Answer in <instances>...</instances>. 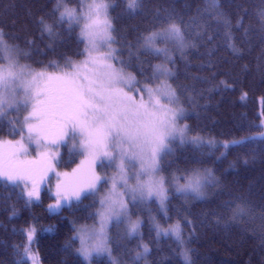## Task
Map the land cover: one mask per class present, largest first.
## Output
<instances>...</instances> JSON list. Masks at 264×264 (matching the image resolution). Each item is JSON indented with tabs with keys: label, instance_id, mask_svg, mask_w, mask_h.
I'll return each mask as SVG.
<instances>
[{
	"label": "trees",
	"instance_id": "1",
	"mask_svg": "<svg viewBox=\"0 0 264 264\" xmlns=\"http://www.w3.org/2000/svg\"><path fill=\"white\" fill-rule=\"evenodd\" d=\"M69 6L79 7L74 2ZM54 7L55 0H0V29L5 39L29 53L19 58L21 64L37 70L47 66V71L56 72L59 69L50 66V61L63 69L66 57L84 58L78 54L84 48V41L77 39L78 27L69 31L66 24L59 25L60 35L54 37L42 33L41 17L56 25ZM261 10L264 0H141L135 13L127 9L125 0H116L110 8L119 41L114 45L117 55L137 81L150 78L153 66L162 60L143 50L137 56L141 34L169 14L183 24L186 40L195 46L174 58L170 68L175 76L170 83L188 111L183 123L189 125L190 135L219 143L197 147L175 142L167 163L162 162L161 174L168 181L173 175L183 177L192 168L212 169L218 180L202 200L185 199L169 189L167 221L151 203L164 225L179 221L183 245L170 237H157L147 219L142 224L143 243L113 225L110 244L120 264H185L182 247L189 251L191 264H264V138L245 139L264 132ZM29 40L33 43L28 44ZM9 128L5 118L0 140L19 137L11 135ZM233 141L244 142L237 145ZM79 159L64 147L59 169L71 170ZM93 199L83 197L52 214L48 206L54 198L46 181L39 202H29L20 188L0 181V264H31L25 254L29 228L36 233L32 245L36 264H86L76 251L74 225L97 223L94 213L99 205ZM239 209L242 214L234 218ZM145 244L149 252L136 259ZM92 262L112 264L107 257H94Z\"/></svg>",
	"mask_w": 264,
	"mask_h": 264
},
{
	"label": "snow or ice",
	"instance_id": "2",
	"mask_svg": "<svg viewBox=\"0 0 264 264\" xmlns=\"http://www.w3.org/2000/svg\"><path fill=\"white\" fill-rule=\"evenodd\" d=\"M71 2L79 7H70ZM115 3L116 0H55L56 25L41 17L42 33L59 36L56 27L66 24L69 31L78 27L77 39L84 41L82 52H78L84 58L73 61L66 57L63 69L57 72L47 71V66L37 70L21 64L19 58H27L29 53L9 44L0 29V127L10 111L26 113L22 119L8 120L9 133L20 138L0 140V181L20 187L31 202L40 199L41 186L54 177L56 203L49 205L50 209L93 197V203L99 205L94 213L97 223L74 225L73 236V240L79 241L76 251L88 264L94 255L105 254L112 264H117L110 244L111 225L118 228L125 224L129 236L140 235L142 221L131 218L130 203L137 207L155 198L167 221L169 191L160 175L162 162L167 163L175 142L197 147L203 143L199 135H189L187 123H180L186 112L169 82L175 76L167 66L175 64L172 49H178L183 56L187 47L195 46L186 40L183 24L169 14L141 34L137 56L143 50L161 57L164 63L153 66L150 78L137 81L134 75L125 73L126 62L113 46L119 43L109 14ZM125 3L135 13L141 0ZM258 15L264 22V10ZM49 64L61 69L56 61ZM257 138H264V132L260 137L245 139ZM64 147L71 157L80 159L71 172L60 173L57 165L62 162L60 152ZM98 167L101 171L112 168L115 172L101 175ZM180 179L173 175L170 183L174 193L185 199H203L206 189L218 184L207 168L186 170L184 182L180 183ZM242 212L239 209L234 218ZM152 227L157 237L173 235L183 242L179 221L164 227L152 217ZM34 233L35 228L27 231L29 242L33 241ZM148 252V246L143 245L136 259ZM28 253L29 248H25V254ZM182 255L185 264H191L187 251ZM33 260L35 264V257Z\"/></svg>",
	"mask_w": 264,
	"mask_h": 264
},
{
	"label": "rangeland",
	"instance_id": "3",
	"mask_svg": "<svg viewBox=\"0 0 264 264\" xmlns=\"http://www.w3.org/2000/svg\"><path fill=\"white\" fill-rule=\"evenodd\" d=\"M109 10H110V9H109ZM113 46H114V45H113ZM159 46L164 47V45H159ZM114 47H115V46H114ZM169 47H171V45H169ZM187 49H188V47L184 50V52H185ZM184 52H183V53H184ZM172 53H173L174 58H175L176 56H178V55H181V52H180L178 49H175V48L172 49ZM113 63H115V61H113ZM161 63H164L163 59L161 60V62H160L159 64H161ZM170 64H171V63L167 64V66L170 67ZM60 70H62V69H59V70H57V71H60ZM57 71H56V72H57ZM49 72H51V71H49ZM52 72H53V71H52ZM125 73L128 74L129 72H127V71L125 70ZM169 82H170V80H169ZM145 98H146V96H145ZM185 110H186V109H185ZM185 112H186V111H185ZM25 114H26V113H24V112L18 114V113H16L15 111H10V112L7 114V116H6L5 118H7L8 120H9V119L17 120V119H22V118H23V115H25ZM187 114H188V111L186 112V115H187ZM186 115H185V116H186ZM180 123L183 124V120H181ZM189 135H190V133H189ZM190 136H191V135H190ZM19 138H20V137H18L17 139H19ZM202 138H203V137H202ZM17 139H14V140H17ZM5 140H10V139H5ZM208 141H212V143L209 144ZM177 143L179 144V142H177ZM217 144H219V143L216 142V140H213V139H210V138H203V143H202L200 146H213V145H217ZM184 145H193V144H191V143H186V144H184ZM194 146H195V145H194ZM62 153H63V148H61L60 155H62ZM34 154H35V153H33V155H34ZM59 166H60V164L57 165V171L60 172V173L71 172V171H72V169H71V170H68V171H62V170L59 169ZM76 166H77V165H76ZM76 166H75V167H76ZM75 167H74V168H75ZM97 171L101 172V175H105V174H107V175H112V174H114L115 169H112V168H106L104 171H101L100 168L98 167V168H97ZM211 171H212V173H213V170H212V169H211ZM160 175H162V174L160 173ZM213 175H214V173H213ZM162 176H163V175H162ZM163 177H164V176H163ZM164 178H165V177H164ZM170 181H171V180H170ZM170 181L166 180V178H165V185H166V187H168V191H169V189H171V190L174 192V190H173V188H172V186H171ZM2 182H4V181H2ZM183 182H184L183 177H181V179H180V183H183ZM56 183H57V180H56L54 177H50L49 179L46 180V186H47V189L49 190L51 196L54 198V201H53L50 205L56 203V199H55V191H56V189H55V185H56ZM18 188H20V187H18ZM23 193H24L25 197H27V196H26V192H23ZM207 194H208V188L206 189V195H205V197H204L203 199H205V198L207 197ZM179 195H180V194H179ZM181 196H182V195H181ZM82 198H83V197H82ZM39 200H40V199H39ZM39 200H35V199H33L31 202H39ZM195 200H202V199H195ZM74 202H76V201H73L72 203H74ZM152 202H154V203L159 207V205H158V201H157L155 198H153L149 203H147V204H143V205H139V206H137V207H133L132 204L130 203V204H129V208H130L131 218H132L133 220H137V219L141 220V221H142V224H143L144 220L147 219V220L149 221V223L152 225V217H155L156 220L159 221V223H160L162 226L167 227L168 225H164V224L162 223V221L159 220V217H158L157 212H156V211L154 210V208L151 206V203H152ZM72 203H71V204H72ZM67 206H69V205L65 204V205H63L60 209H50L49 206H48V211H49L50 213H52V214H56V213H59V211H60L63 207H67ZM134 212H137L138 215H135ZM159 212H160V214H162V216H164L163 212L160 211V208H159ZM142 224H141V228H140V235H132V236H129L128 233H127V228H126V225H125V224H121V225L119 226V229L124 233V235H125L126 237H130V238H138L139 240H141V243H143V241H142ZM175 224H176V223H174V224H169V225H175ZM113 225H115V224H113ZM113 225H111V226H113ZM89 226H91V225H89ZM111 226L109 227V233H110ZM180 227H181V225H180ZM30 229H31V228H29V230H30ZM35 234H36V233H34V237H35ZM181 236H182V229H181ZM160 237H164V236L161 235ZM168 237L174 239L175 241H177L178 243H180V244L183 245V242L181 243V241L178 240L175 236H173V235H169ZM164 238H167V237H164ZM76 240L78 241V239H76ZM182 241H183V240H182ZM33 243H34V238H33V241H32V242H29V241L27 240V244H26L27 248H29V253H28V255H29L30 258H31V261H32L31 264H34V260H33V249H32V245H33ZM78 243H79V241H78ZM182 249H183L182 252L187 251L188 256L190 257V253H189V251H188L185 247H182ZM79 255H80V254H79ZM80 256H81V255H80ZM81 257H82V256H81ZM94 257H107V258H109L106 254H105V255H101V256H96V255H94V256L92 257V261H93V258H94ZM112 257L115 259V261L117 262V264H120L119 261H118V258H117L113 253H112ZM82 259H83V258H82ZM109 259H110V258H109ZM182 259H183V262L185 263V259H184L183 255H182ZM111 260H112V259H111ZM83 261H84L86 264H88V262L85 261L84 259H83ZM92 261H91V264H93ZM35 264H36V260H35ZM124 264H125V263H124Z\"/></svg>",
	"mask_w": 264,
	"mask_h": 264
}]
</instances>
